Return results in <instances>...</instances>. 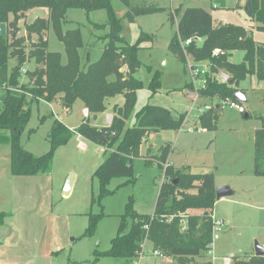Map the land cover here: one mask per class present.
<instances>
[{
  "label": "rangeland",
  "instance_id": "obj_1",
  "mask_svg": "<svg viewBox=\"0 0 264 264\" xmlns=\"http://www.w3.org/2000/svg\"><path fill=\"white\" fill-rule=\"evenodd\" d=\"M246 1L148 0L149 3L165 7L166 10L139 16L136 22H129L124 18L127 7L121 0H111L117 17L122 18V35L129 44L136 42L141 31L153 34V40L142 42L138 52L142 66L136 76L143 81L144 86L138 91L137 105L128 120L129 124L134 123L135 112L149 103L176 108L166 99L167 93L173 95V101L188 105L181 90L176 89L189 81L190 73L189 65L185 69V64L169 49V43L176 31L175 25L170 21V13L175 14L180 5L184 8L202 7L210 11L215 20L242 25L256 42L264 43V32L257 30V21L245 12ZM37 17L48 18L49 9L43 6L33 7L18 22L19 35L30 36V41L27 42L29 47L30 43L37 41L38 35L30 33L28 25ZM65 18L64 31L77 27L82 30L85 46L80 49V55L83 62L88 59L90 62L97 61L107 43L102 38L109 32V26H103L109 19L107 11L95 10L88 15L82 8H70ZM177 20L178 16L175 15V21ZM96 23L100 24L99 28L95 27ZM46 36L49 50L60 51L65 59L64 43L52 28ZM243 57L244 51L236 50L231 54L230 60L240 63ZM189 61L198 62L201 67L209 64L208 60L194 61L191 56ZM16 63V59H10V67ZM35 66L33 58L24 64L21 82L29 81L26 73ZM150 68L152 72L149 71ZM156 70L161 73L163 87L160 95L148 99L149 82ZM218 79H221V75H218ZM240 85L245 88L247 100L243 104L250 117L235 109L225 108L219 115L216 128H206L207 132H189L186 129L179 133L165 130L153 134V137L149 133L148 140L142 144L141 155L134 159L133 176L111 178L108 183L111 192L100 201L98 196L101 184L94 173L104 162L107 153L101 151V147L94 142L85 138L80 140L78 133H75L55 151L49 174L25 177L30 182L21 183V187L29 189L24 209L20 211L18 191L15 192V200L8 199L9 194H12L8 186L3 190L8 195H0V211L5 209L13 212V216L7 218L6 224L0 226V264H123L124 260L121 258L105 256L95 261V250L104 251L110 248L111 240L118 233L121 217L130 201L138 213L153 214L165 177L164 171L155 160L147 165L146 157L154 158L165 142H171L172 147H175L171 162L168 161L166 165L178 169L191 166L193 171L213 172L216 187L229 186L234 190L233 195L218 199L214 206L215 217L223 219L225 225L214 243L216 260L212 263L225 264L227 257L229 264H246L255 255L256 242L264 247V176L256 175L253 168L255 134L262 126L260 117L264 116V81L251 75ZM112 101L123 103V95H117L110 100L107 112L112 114H101L99 123L112 122ZM84 109L80 100H76L72 108L63 106L59 99L52 102H32L27 128L22 135L25 148L36 155L44 154L51 146L48 136L53 123L60 120L74 130L86 116ZM93 123L96 124V121L93 120ZM189 125L188 123L187 126ZM82 142L86 146H82ZM9 151L11 153L10 144H0V169L7 166L6 154ZM72 173L73 185L70 193L65 195V183ZM93 197L97 199L92 201ZM90 211L102 214V217L95 232L86 235ZM130 219L128 217L126 220L125 231L130 228ZM12 227L18 231H11ZM153 249L149 242L134 264H183L181 261L175 262L172 256L166 254L155 255ZM211 256L208 255L210 258ZM208 257L190 258L188 261L191 262L187 263L206 264Z\"/></svg>",
  "mask_w": 264,
  "mask_h": 264
},
{
  "label": "trees",
  "instance_id": "obj_2",
  "mask_svg": "<svg viewBox=\"0 0 264 264\" xmlns=\"http://www.w3.org/2000/svg\"><path fill=\"white\" fill-rule=\"evenodd\" d=\"M121 1L127 7L124 18L129 22H136L139 16L166 10L148 0ZM38 6L47 7L49 17H37L28 25V31L38 35L37 41L30 43L29 47L27 42L30 36L19 35L18 22L29 9ZM252 6V18L258 23L256 28L264 32V0H252ZM70 8H82L88 15L95 10L107 11L109 19L103 26L108 25L109 32L102 37L107 43L97 61L90 62L88 59L83 62L80 49L85 43L80 27L63 30ZM175 15L178 16L177 21ZM170 21L176 31L169 49L185 67L189 56L194 61H209L210 71L205 75V86L200 89L201 97L211 100V103L218 98L237 99L234 96L236 92L245 93L239 86L248 76L256 75L259 81H264V43L256 42L244 26L215 20L205 8H184L182 5L176 8L175 14L170 13ZM1 23H6L7 35L2 36L0 32V144L11 146L10 171L13 175L49 174L57 148L78 133L106 148L107 156L94 173L101 184L100 201L111 192L108 188L111 178L133 176L134 159L141 155L142 144L147 141L149 133L175 131L184 125L186 114L175 117L169 108L154 104L137 110L134 123H128L137 105L138 90L144 86L136 76L142 66L138 52L142 42L153 40V34L141 31L136 42L129 44L122 35V18L117 17L111 0H0ZM99 26L95 24L96 28ZM50 28L64 43L65 59L60 51L49 50L46 35ZM194 37H202L203 41H193L185 47L182 45V42ZM217 48L222 53L214 55L213 51ZM236 50L244 51L240 63L230 60ZM12 58L17 63L10 67ZM32 58L36 66L32 71L25 72L29 75V81L21 82L24 75L22 68ZM149 71L153 70L150 68ZM220 71L229 75L227 81L215 77ZM148 87L153 94L160 91L162 80L159 70L153 72ZM122 94L125 101L122 105H113L112 122L106 125L93 123L94 115L106 112L110 100ZM57 99L66 108H72L75 101L80 100L89 115L74 130L56 120L48 136L50 149L36 155L22 143L31 114V103ZM220 113L221 110L217 108L208 110L200 118L202 126L215 129ZM260 118L262 126L255 134L253 168L256 175L264 176V116ZM171 151L172 143L168 142L159 147L154 158L146 157L147 165L155 160L165 177L153 214L138 213L130 201L110 248L95 250V261L105 256L121 258L123 264H134L146 242H150L154 250L172 256L183 264L191 262L188 261L190 258L208 257L213 236L214 206L218 200L214 173L192 172L189 166L178 169L166 165ZM96 199L93 197L92 201ZM9 215L7 211H0V226L5 224ZM183 216L186 217L183 219ZM101 217L102 214L89 212L86 235L95 232ZM128 217L131 218V225L125 231ZM212 261V256L208 257L206 264H213ZM246 264H264V256L254 255Z\"/></svg>",
  "mask_w": 264,
  "mask_h": 264
},
{
  "label": "crops",
  "instance_id": "obj_3",
  "mask_svg": "<svg viewBox=\"0 0 264 264\" xmlns=\"http://www.w3.org/2000/svg\"><path fill=\"white\" fill-rule=\"evenodd\" d=\"M153 2H155L156 0H152ZM173 1V0H172ZM136 21H137V18H136ZM124 70H126V68L124 67L123 68ZM185 69H186V67H185ZM189 74V73H188ZM189 76H190V74H189ZM191 76L189 77V81L184 85V86H182V87H180V88H176L177 90H181L180 92L182 93V95L185 97V99L188 101V105H182V104H180V103H178V102H176V101H173L172 99H173V95H171V94H168L167 93V95H165L166 96V99H168L176 108H169L168 106H167V108H169L171 111H172V113L173 112H175V114L173 113V115L175 116V117H177V116H179L180 114H186V119H185V124L182 126V128L181 129H179V130H175V131H179V133L180 132H182V131H185L186 129L188 130V127L189 126H191V125H193V126H201L202 125V123H201V121H199L198 120V117H197V109H193V110H191L190 111V109H191V107L192 106H196L197 107V105H202V104H204V103H209V102H211V100H209V99H207V98H203V97H201L200 96V98H199V100L197 101V105H193V97H192V93H193V87H191ZM163 87V86H162ZM240 88L244 91V87L242 88L241 87V85H240ZM138 91H140V90H138ZM159 93H161V90L159 91V92H156L155 94H153L152 92H151V90H149L148 91V99H152V98H154V96H158V95H160ZM123 95V94H122ZM123 98H124V95H123ZM124 101H125V98H124ZM246 102V101H245ZM124 103V102H123ZM122 102H116V101H112L111 102V104H113V105H115V104H120V105H122L123 104ZM150 104V103H149ZM85 107V106H84ZM172 107V106H171ZM177 108H178V110H177ZM139 110V109H138ZM221 112H222V110H221ZM106 114H112V113H108L107 111L105 112ZM246 114V113H245ZM248 114V113H247ZM99 119H100V115H98V117H97V119L96 120H94V121H96V124L97 125H106L107 123L105 122V123H99L98 121H99ZM190 124L189 126H187V124ZM201 124V125H200ZM188 132V131H187ZM190 132V131H189ZM196 132H198V133H203V132H201V131H196ZM207 132V131H206ZM160 133V132H159ZM153 134H156V133H152L151 134V137H153ZM77 136L80 138V140H82V139H84L82 136H79V134H77ZM148 138V137H147ZM148 140V139H147ZM166 143V142H165ZM150 144V143H149ZM164 144V143H163ZM82 146H86V144H84L83 142H82V144H81ZM150 147V146H149ZM174 148L175 147H172V151H171V153H170V156H169V161H170V158H171V154H172V152H173V150H174ZM149 150H152L151 149V147L149 148ZM102 151V150H101ZM104 152V151H103ZM147 152H148V150H147ZM6 160H7V162H8V164H7V166L4 168V169H0V195H3V194H6V195H8L7 193H5L3 190L5 189V187L6 186H8L9 187V190H10V193L12 192V194L10 195L9 194V196H8V199L9 198H13V200H15V192L16 191H18L19 192V195L17 196V202L20 204V207H21V209H20V211L22 210V209H24V201L26 200V198H28V190L29 189H26L25 187H21V183H29L30 181H28L27 179H25V177L26 176H18V175H13L12 173H11V171H10V151L9 152H7V154H6ZM171 162V161H170ZM172 164V163H171ZM190 167V169H191V166H189ZM191 171L192 172H198V171H193L192 169H191ZM2 186V187H1ZM21 193V194H20ZM20 196V197H19ZM4 211H5V209H4ZM8 212V211H7ZM8 213H10V215L8 216V217H12L13 216V212L11 213V212H8ZM7 217V218H8ZM7 218H6V220H7ZM6 222L7 221H5V224H6ZM4 224V225H5ZM4 225H2V226H4ZM13 230H17V228H13L12 227V229H11V231H13ZM18 231V230H17ZM1 243V242H0ZM6 243H4V245H5ZM147 244H149V242H146L145 243V246L147 245ZM145 248V247H144ZM154 250V249H153ZM155 251V250H154ZM213 253H214V251H213ZM155 254V253H154ZM155 255H159V254H155ZM163 255V254H162ZM210 255V254H209ZM159 256H161V255H159ZM215 256V255H214ZM216 257V256H215ZM174 259V258H173ZM175 260V262H176V259H174Z\"/></svg>",
  "mask_w": 264,
  "mask_h": 264
},
{
  "label": "built area",
  "instance_id": "obj_4",
  "mask_svg": "<svg viewBox=\"0 0 264 264\" xmlns=\"http://www.w3.org/2000/svg\"><path fill=\"white\" fill-rule=\"evenodd\" d=\"M196 41V42H202L203 38L202 37H194V38H189L187 40H185L184 42H182V45L188 46L191 42ZM222 53V50L217 48L213 51L214 55H218ZM188 69H189V73L191 76V82L193 84V93H192V97H193V105H197V101L200 98V89L203 88L206 84V77L205 75L210 71V66L209 64H207L206 66L201 67L199 65L198 62H190L189 58H188ZM218 75H221V81H227L229 78V75L224 72V71H220L219 73L215 74V77L218 79ZM219 80V79H218ZM213 108H217V109H225V108H231V109H235L240 113H246V109L244 104L238 100V99H233L230 97H226V98H218L215 99L212 103H204L202 105H197V107L192 106L190 111L193 109H197V117L198 120L201 121V116L203 114H205L208 110L213 109ZM85 110V115L88 116L89 111L88 109H84ZM186 119V118H185ZM185 124V123H184ZM189 131H202V132H206L207 129L205 127H199V126H189L188 128ZM79 136H81L79 134ZM82 144V143H81ZM102 151H106L105 147H101ZM186 216H183V219ZM225 225V221L223 219H218L215 217V215L213 216V236H212V241L210 242L211 245V249L208 251V253L210 255H212V259L213 261L216 260V257L214 256L213 253V248H214V243L215 241L219 238L220 232L222 231L223 227ZM144 247L145 244L143 245V250L140 252L139 255L143 254L144 251ZM155 254H159L162 255L163 253L159 250H155L154 251ZM225 264H229V258H225Z\"/></svg>",
  "mask_w": 264,
  "mask_h": 264
},
{
  "label": "water",
  "instance_id": "obj_5",
  "mask_svg": "<svg viewBox=\"0 0 264 264\" xmlns=\"http://www.w3.org/2000/svg\"><path fill=\"white\" fill-rule=\"evenodd\" d=\"M245 12L249 17L253 16V6H252V0H247L246 5H245ZM0 32L2 36H6L7 35V30H6V23H1L0 25ZM235 98L241 100L242 102H245L247 100L245 93H243L242 91H238L235 93ZM246 117H248V114H245ZM98 117V115H94V120H96ZM74 173H72L66 183H65V187H64V193L65 195L69 194L73 185V181H74ZM234 194V190L232 188H230L229 186H218L216 187V196L217 199H221L223 197L226 196H230ZM255 255L257 256H264V247L261 246L258 242H256L255 245Z\"/></svg>",
  "mask_w": 264,
  "mask_h": 264
}]
</instances>
